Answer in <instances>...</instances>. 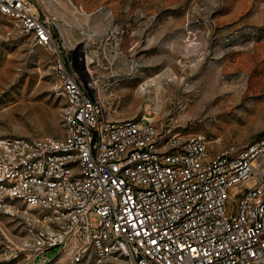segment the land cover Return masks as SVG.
<instances>
[{"label": "built area", "instance_id": "1", "mask_svg": "<svg viewBox=\"0 0 264 264\" xmlns=\"http://www.w3.org/2000/svg\"><path fill=\"white\" fill-rule=\"evenodd\" d=\"M0 14L55 45L32 0H0ZM57 69L63 135L0 138V212H36L35 261L55 250L69 264H264V136L211 154L204 134L112 118Z\"/></svg>", "mask_w": 264, "mask_h": 264}, {"label": "rangeland", "instance_id": "2", "mask_svg": "<svg viewBox=\"0 0 264 264\" xmlns=\"http://www.w3.org/2000/svg\"><path fill=\"white\" fill-rule=\"evenodd\" d=\"M32 2L55 45H36L0 14V138L63 135L57 64L75 72L74 50L114 119L204 134L211 154L264 136V0ZM32 215L21 205L0 212V264H69L55 250L34 260L25 229Z\"/></svg>", "mask_w": 264, "mask_h": 264}, {"label": "water", "instance_id": "3", "mask_svg": "<svg viewBox=\"0 0 264 264\" xmlns=\"http://www.w3.org/2000/svg\"><path fill=\"white\" fill-rule=\"evenodd\" d=\"M73 61L75 62L74 69L75 72L78 74L81 82L83 83L84 87L91 91L87 85V79H88V69L86 66V60L84 58L83 52H78L77 50L73 51Z\"/></svg>", "mask_w": 264, "mask_h": 264}, {"label": "crops", "instance_id": "4", "mask_svg": "<svg viewBox=\"0 0 264 264\" xmlns=\"http://www.w3.org/2000/svg\"><path fill=\"white\" fill-rule=\"evenodd\" d=\"M79 79H80V78H79ZM92 80H93V79L90 78L89 75H88L87 83H88V82H91V83H92ZM92 84H93V83H92ZM93 85H95V84H93ZM90 90H91V92H92V91L94 90V87H93V88H90Z\"/></svg>", "mask_w": 264, "mask_h": 264}, {"label": "bare ground", "instance_id": "5", "mask_svg": "<svg viewBox=\"0 0 264 264\" xmlns=\"http://www.w3.org/2000/svg\"><path fill=\"white\" fill-rule=\"evenodd\" d=\"M52 46H53V45H52ZM89 72H91V71L89 70ZM92 83L95 84V80H92Z\"/></svg>", "mask_w": 264, "mask_h": 264}, {"label": "snow or ice", "instance_id": "6", "mask_svg": "<svg viewBox=\"0 0 264 264\" xmlns=\"http://www.w3.org/2000/svg\"><path fill=\"white\" fill-rule=\"evenodd\" d=\"M153 243H155V241H153Z\"/></svg>", "mask_w": 264, "mask_h": 264}]
</instances>
